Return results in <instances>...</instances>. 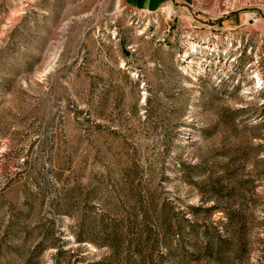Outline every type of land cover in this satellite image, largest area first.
<instances>
[{"label": "rangeland", "instance_id": "rangeland-1", "mask_svg": "<svg viewBox=\"0 0 264 264\" xmlns=\"http://www.w3.org/2000/svg\"><path fill=\"white\" fill-rule=\"evenodd\" d=\"M0 264H264V0H0Z\"/></svg>", "mask_w": 264, "mask_h": 264}, {"label": "crops", "instance_id": "crops-1", "mask_svg": "<svg viewBox=\"0 0 264 264\" xmlns=\"http://www.w3.org/2000/svg\"><path fill=\"white\" fill-rule=\"evenodd\" d=\"M128 6L136 9L153 12L160 9L165 0H123Z\"/></svg>", "mask_w": 264, "mask_h": 264}]
</instances>
